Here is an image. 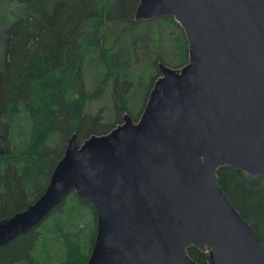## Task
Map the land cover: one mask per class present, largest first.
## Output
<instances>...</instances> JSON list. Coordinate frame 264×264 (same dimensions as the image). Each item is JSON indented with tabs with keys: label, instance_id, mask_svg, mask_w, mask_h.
I'll return each instance as SVG.
<instances>
[{
	"label": "water",
	"instance_id": "obj_1",
	"mask_svg": "<svg viewBox=\"0 0 264 264\" xmlns=\"http://www.w3.org/2000/svg\"><path fill=\"white\" fill-rule=\"evenodd\" d=\"M173 18L181 69L159 65L145 108L110 133L68 141L47 189L0 220V249L70 193L96 214L87 264H264V246L218 184L231 167L264 177V0H140L136 22Z\"/></svg>",
	"mask_w": 264,
	"mask_h": 264
},
{
	"label": "trees",
	"instance_id": "obj_2",
	"mask_svg": "<svg viewBox=\"0 0 264 264\" xmlns=\"http://www.w3.org/2000/svg\"><path fill=\"white\" fill-rule=\"evenodd\" d=\"M139 2L0 0V220L25 211L46 187L44 179L55 169L52 154H59L49 146L52 135L59 134L63 153L74 134L81 144L121 124H105L104 113L84 116L87 101L107 105L113 90L116 112L137 117L130 108L139 97L146 101L159 65L188 64L179 24L170 17L136 22ZM90 81L96 90L88 93ZM136 82L149 86L129 96ZM217 177L264 246V177L231 167ZM95 236L93 208L70 193L39 226L0 249V264H87ZM189 255L207 264L198 249Z\"/></svg>",
	"mask_w": 264,
	"mask_h": 264
},
{
	"label": "rangeland",
	"instance_id": "obj_3",
	"mask_svg": "<svg viewBox=\"0 0 264 264\" xmlns=\"http://www.w3.org/2000/svg\"><path fill=\"white\" fill-rule=\"evenodd\" d=\"M147 61H153V59H147ZM181 69V68H180ZM177 70H179V69H177ZM158 78V77H157ZM157 80V79H156ZM138 82H136V83H134V84H132L131 85V87H130V91L128 90V93H129V96H132V94H133V92H142L143 90H145V88L147 87V86H149V83L148 82H144V84L143 85H141V86H138V84H137ZM86 84V83H85ZM137 84V86L135 87V85ZM155 84V83H154ZM154 84H153V86H154ZM93 81H90L88 84H87V89H86V91L88 92V93H90V92H94L95 90H96V88H93ZM110 85H112L111 83H110ZM152 89H153V87H152ZM112 91L113 90H110V93H109V101L107 102V100H106V97H104L105 99H104V101L105 102H107L108 104L107 105H105V104H103V102H101V103H99V102H91V101H87V104H86V110L84 111V116H85V114H86V112H87V115L88 116H94L95 117V115H96V113L97 112H99V113H104V116H105V119H106V122H105V124H110L111 122H113V121H115L116 120V122H115V124L116 123H123L124 122V118L123 117H125L124 116V114L126 113L125 112V110H123L122 111V113L120 114L119 112L117 113L116 112V108H115V104H116V102H117V100H116V93H113L112 94ZM77 92V91H76ZM128 93L126 94V96L128 95ZM150 93H151V91H150ZM150 93H149V95H150ZM149 95H148V97H149ZM140 96H141V94H140ZM122 97V96H121ZM148 97H147V99H146V101L144 102V98L143 97H139L140 98V100H138L135 104H134V106H132L131 108H130V110H131V112H132V114L133 115H138L137 117H134V118H132L134 121H136V120H138L139 118H140V116H141V114H142V112H143V110H144V108H145V105H146V102H147V100H148ZM82 98H83V94H79V93H76V99H79V100H82ZM128 99V98H127ZM143 103H144V106H143ZM142 106H143V109H142ZM141 109H142V111H141ZM141 111V112H140ZM117 114V115H116ZM97 116V115H96ZM133 117V116H132ZM115 124H113V125H111V127L110 128H112ZM75 135V134H74ZM53 136V139H51V141H52V144L50 143L49 144V146H50V148L52 149V150H58L57 152L59 153L58 155L57 154H52V157L54 158V161H53V163L55 164V166H56V164L60 161V159L62 158V156L64 155V152L62 153V152H60L61 151V146H60V144H61V139H60V136H59V134L58 133H55L54 135H52ZM53 142H56V143H53ZM68 143V142H67ZM58 144V145H57ZM66 147H67V145H66ZM62 153V155L60 156V154ZM54 166V167H55ZM53 174V173H52ZM52 174H51V176H52ZM51 176L50 175H48L47 177H45V179H44V183H46V187H40V191H39V193H38V195H37V198L39 199L40 198V196L41 195H43V193L45 192V190L47 189V186H48V184H49V181H50V179H51ZM43 183V184H44ZM35 187H37V185L36 184H31L30 185V188L31 189H35ZM35 203V202H34ZM32 205V204H31ZM29 207V206H28Z\"/></svg>",
	"mask_w": 264,
	"mask_h": 264
}]
</instances>
